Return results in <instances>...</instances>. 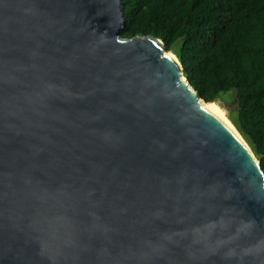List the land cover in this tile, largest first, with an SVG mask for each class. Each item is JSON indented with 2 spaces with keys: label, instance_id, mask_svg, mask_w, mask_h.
<instances>
[{
  "label": "water",
  "instance_id": "1",
  "mask_svg": "<svg viewBox=\"0 0 264 264\" xmlns=\"http://www.w3.org/2000/svg\"><path fill=\"white\" fill-rule=\"evenodd\" d=\"M125 22L0 0V264H264L260 159Z\"/></svg>",
  "mask_w": 264,
  "mask_h": 264
},
{
  "label": "trees",
  "instance_id": "2",
  "mask_svg": "<svg viewBox=\"0 0 264 264\" xmlns=\"http://www.w3.org/2000/svg\"><path fill=\"white\" fill-rule=\"evenodd\" d=\"M123 37L152 34L208 101L233 91L231 118L264 169V0H121Z\"/></svg>",
  "mask_w": 264,
  "mask_h": 264
},
{
  "label": "bare ground",
  "instance_id": "3",
  "mask_svg": "<svg viewBox=\"0 0 264 264\" xmlns=\"http://www.w3.org/2000/svg\"><path fill=\"white\" fill-rule=\"evenodd\" d=\"M172 55H174L177 58V54L175 55L173 51ZM208 106L212 109L213 112L217 113L220 117H222L233 129L238 135L247 143V140L243 136V134L240 132V130L236 127L233 120L230 118V116L226 113L225 109L221 106V104L217 100H212L208 102ZM252 148V147H251Z\"/></svg>",
  "mask_w": 264,
  "mask_h": 264
},
{
  "label": "rangeland",
  "instance_id": "4",
  "mask_svg": "<svg viewBox=\"0 0 264 264\" xmlns=\"http://www.w3.org/2000/svg\"><path fill=\"white\" fill-rule=\"evenodd\" d=\"M172 51V50H171ZM175 54V53H174ZM219 99L223 100L224 103L221 101L217 100L221 106L225 109L226 113L230 116L231 118V108L233 107V99H234V92L233 91H225L221 94ZM232 119V118H231ZM235 124V123H234ZM237 127V126H236Z\"/></svg>",
  "mask_w": 264,
  "mask_h": 264
}]
</instances>
